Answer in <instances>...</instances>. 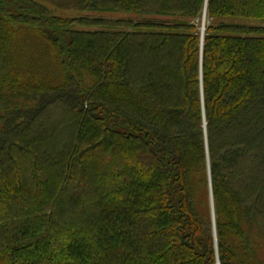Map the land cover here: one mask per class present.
<instances>
[{
  "label": "trees",
  "instance_id": "obj_1",
  "mask_svg": "<svg viewBox=\"0 0 264 264\" xmlns=\"http://www.w3.org/2000/svg\"><path fill=\"white\" fill-rule=\"evenodd\" d=\"M237 19L264 0H0V264H264V26Z\"/></svg>",
  "mask_w": 264,
  "mask_h": 264
},
{
  "label": "rangeland",
  "instance_id": "obj_2",
  "mask_svg": "<svg viewBox=\"0 0 264 264\" xmlns=\"http://www.w3.org/2000/svg\"><path fill=\"white\" fill-rule=\"evenodd\" d=\"M53 11H55L59 15H66V16H77L78 14L75 12H70V11H59L55 7L51 8ZM236 23H239L244 26H250V27H259V26H264V23L258 20H245V19H237L235 20ZM203 24L200 27V31H202Z\"/></svg>",
  "mask_w": 264,
  "mask_h": 264
},
{
  "label": "bare ground",
  "instance_id": "obj_3",
  "mask_svg": "<svg viewBox=\"0 0 264 264\" xmlns=\"http://www.w3.org/2000/svg\"><path fill=\"white\" fill-rule=\"evenodd\" d=\"M204 31H205V25H204L203 28H202V33H204Z\"/></svg>",
  "mask_w": 264,
  "mask_h": 264
},
{
  "label": "water",
  "instance_id": "obj_4",
  "mask_svg": "<svg viewBox=\"0 0 264 264\" xmlns=\"http://www.w3.org/2000/svg\"><path fill=\"white\" fill-rule=\"evenodd\" d=\"M203 35V34H202ZM203 37V36H202Z\"/></svg>",
  "mask_w": 264,
  "mask_h": 264
}]
</instances>
